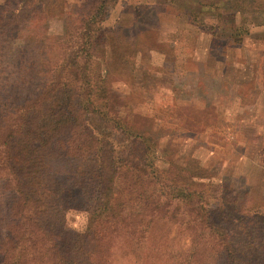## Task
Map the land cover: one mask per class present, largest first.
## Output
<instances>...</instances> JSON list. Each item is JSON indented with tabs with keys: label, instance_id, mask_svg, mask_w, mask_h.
<instances>
[{
	"label": "trees",
	"instance_id": "16d2710c",
	"mask_svg": "<svg viewBox=\"0 0 264 264\" xmlns=\"http://www.w3.org/2000/svg\"><path fill=\"white\" fill-rule=\"evenodd\" d=\"M36 2L1 10V32L23 21L34 25L43 6ZM116 3L81 0L59 35L35 39V59L10 86L16 71H0L6 84L0 86V264H115V255L144 264H264V211L252 214L247 194L238 209L233 203L218 209L221 197L209 203L203 186L187 183L199 162L196 171L173 161L159 166L152 138L113 111L98 52ZM218 7L197 1L181 14L185 24L213 36L216 21L202 16L213 11L218 18ZM115 133L123 137L117 145ZM70 208L87 211L83 231L66 225ZM160 221L189 232L183 252L153 242Z\"/></svg>",
	"mask_w": 264,
	"mask_h": 264
},
{
	"label": "rangeland",
	"instance_id": "374dc122",
	"mask_svg": "<svg viewBox=\"0 0 264 264\" xmlns=\"http://www.w3.org/2000/svg\"><path fill=\"white\" fill-rule=\"evenodd\" d=\"M18 1H3L0 12L13 11ZM179 1L117 0L108 9L103 22L105 46L98 53L105 59L100 66L107 70L104 81L112 109L152 138L159 166L166 168L173 161L193 171L195 161L199 162L200 171L187 183L203 186L209 203L221 197L218 209L224 210L228 203L238 209L247 194L248 210L260 216L264 211V0H181L183 6ZM197 1L219 6L218 18L213 11L202 16L206 22L216 21L219 28L213 36L184 23L181 11L196 9ZM42 3L34 25L23 21L0 30V71H16L8 77V86L13 75L35 59V39L43 33L59 35L65 18L77 12L81 0ZM236 25L243 32H232ZM114 136L115 145L123 140L120 134ZM76 196L82 201L81 195ZM216 221L223 225L220 218ZM87 222L85 209L66 210L70 229L83 231ZM189 239L183 226L167 221H160L153 235L156 245L171 252H183ZM113 260L115 264L146 261L117 255Z\"/></svg>",
	"mask_w": 264,
	"mask_h": 264
}]
</instances>
